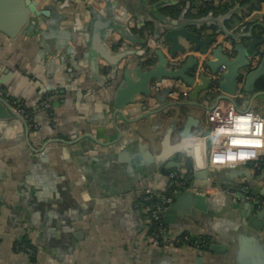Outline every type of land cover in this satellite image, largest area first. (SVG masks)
I'll list each match as a JSON object with an SVG mask.
<instances>
[{
	"label": "crops",
	"instance_id": "crops-1",
	"mask_svg": "<svg viewBox=\"0 0 264 264\" xmlns=\"http://www.w3.org/2000/svg\"><path fill=\"white\" fill-rule=\"evenodd\" d=\"M91 1L58 0L62 5L58 13L67 19L57 22L55 28L39 22L30 34L20 32L11 41L0 33V56L9 54L0 70L1 78L6 77L1 91L31 108L38 125L37 130L29 128L26 132L15 119L0 120V264H233L234 251L239 241L246 239L247 230L242 210L234 208L241 201L238 190L245 195L247 187L264 202V169L245 166L251 171L250 179H224L222 188L237 195L225 194V200H213L216 191L207 188V181L191 179L193 188L210 201L206 209L191 207L188 215L182 213L172 220V216H162L174 240L182 237L189 242L153 246L146 237L142 196L148 191L157 197L167 194L172 172H178L182 179L188 177L187 168L182 167L164 175L166 167L175 163L180 167L188 161L179 154L175 161L172 155H162L160 143H165L179 110L185 114L177 117L168 146L176 143L186 114L200 121L199 130L193 132L202 137L207 132L205 115L214 100L199 99L206 108L173 107L167 110V117L161 113L144 118L137 124L142 140L132 138L130 130L119 127L125 123L112 107L121 77H113L96 51L100 36L112 54H139L128 58L135 67L150 57L146 41L154 36L156 24L163 27L168 21H176L197 33L198 28H212L216 16L212 12L197 15L209 7L204 0H110V5ZM160 1L165 5L157 7ZM209 1L215 8L230 2ZM90 2L98 11L96 21L87 10ZM174 9L178 14L172 12ZM263 21L264 4L244 15L229 32L216 36L214 45L228 47V35L264 37L257 26ZM124 29L139 41L124 40ZM212 32L199 33L203 38ZM17 52L15 71L8 72L6 65ZM259 60L254 58L253 65ZM239 87H243L242 82ZM258 90L264 91L259 86ZM237 95V107L245 111L253 94L240 91ZM44 101L50 109H45ZM263 101L264 96L258 97L251 106V111L262 117ZM153 104L162 107L151 101ZM137 108H132L133 112L143 116L146 110ZM150 139L155 141L153 148H148L152 161L138 156L137 146L131 142L145 145ZM184 143L194 146L198 161L203 159L201 140ZM255 205L258 211L262 208ZM257 237L264 255V230ZM23 240L34 248V257L15 251L16 242Z\"/></svg>",
	"mask_w": 264,
	"mask_h": 264
},
{
	"label": "water",
	"instance_id": "water-1",
	"mask_svg": "<svg viewBox=\"0 0 264 264\" xmlns=\"http://www.w3.org/2000/svg\"><path fill=\"white\" fill-rule=\"evenodd\" d=\"M98 1L105 5H110L111 3L110 0ZM163 5H165V1H160L157 7ZM61 9L62 5H58V0H0V33L11 41L15 40L20 32H22V35L30 34L31 29L38 28L39 22L49 28H55L57 22L67 19V16L59 15L58 12ZM87 10L93 16L94 21H96L98 19V11H95L92 3L87 7ZM234 14L235 9H232L225 15L219 16L216 27L220 31L212 32L203 38L199 32L210 30L209 25L202 30L198 28L199 32L194 33L188 30L187 26L176 21H168L167 23L169 24L163 27L156 24L152 38L155 41H162L164 48L155 50L153 56L149 57L155 59V63L151 66L147 64L150 59L146 58L139 65L132 67L133 64L128 58L131 55L139 54L128 51H119L116 54H112L102 44L100 36H97L98 41L96 39V42L98 46L96 51L98 56L112 71L113 77H118V75L121 77L119 85L114 90L112 102L115 116H120L125 123L122 126L119 125V127H126L127 130H130L132 138L138 137L139 140H142L141 137L143 135H141L137 124L144 118L161 113L164 117H167V110L173 107L199 106L206 108L202 102H207L211 99L214 100L213 106L219 101H229L237 107L236 98L240 91L253 94L247 99L248 109L245 111L251 110L253 101L258 97L264 96V91L258 90L259 84L264 80V51H260L261 46H264V37H252L251 34L247 36L240 34L228 35L227 40L230 43L228 47L222 44L214 45L216 36L229 32L225 28L224 23ZM121 32L124 40L131 43L139 41L136 37L129 35L130 33L126 29ZM244 41H249L248 45H245ZM194 53L197 54L198 58L193 55ZM16 55L18 56L19 53L17 52L10 64L6 65L8 72L12 73L15 71L14 62L16 61ZM141 55L144 57L146 53ZM8 57V52H4L0 56V70L5 65V60ZM256 57H260L259 63L258 65H253ZM143 65L146 69H144ZM198 65L203 66L204 72L198 73ZM5 79L6 77L1 78L0 76L1 90V86L6 83ZM162 80L178 81L189 88L190 91L186 100L182 97L170 98L171 89L152 92L150 90L151 84ZM240 82L243 83L242 88L239 87ZM9 97L10 95L6 93L0 95V120L15 119L28 132L29 127L26 120L7 102ZM199 99L202 101L201 104L198 103ZM151 101L162 105V107H156L154 104L150 105ZM135 107L146 110L145 113H142L143 116L140 114L141 116L139 117L133 112L132 108ZM183 114H185V111L179 110L176 119ZM176 119L172 121L171 131L164 137L165 143H160L162 155H172V161L176 160L178 154L182 155L186 159L184 161H188L191 164L192 179L198 181L211 179L213 185L219 190L222 189L224 179H239L243 177L250 179L251 171L246 169L245 166L216 170L206 164L203 169H196L194 167L196 159L195 148L190 145L191 143L185 144L184 142L196 140L193 131L199 130L200 121L186 114L183 126L176 134V143L168 146L170 135L175 130ZM128 126H132L130 127L131 129ZM131 142L137 146L138 156L141 155V157L147 158L149 161L154 159L148 150V148H153L155 143L153 139H150V142H146L145 145L141 144L140 141ZM204 149L206 155H208V140L205 141ZM188 162L180 167L176 163L166 167L164 175L167 176L172 169L187 168ZM190 170H188V173ZM194 189L191 184L179 187L177 192L172 195L171 200L164 205L163 214L172 216L169 217L172 220L174 216H181L182 213L188 215L191 207L205 210L207 203H210V201L202 192L196 193ZM238 192V197L241 198V201L234 205V208L242 210L244 225L247 230L246 239L240 240L234 251L233 264H264V255L261 254L260 249L262 241L257 237V234L264 230V207L258 211L253 201L246 200L245 195L240 194L242 193L241 190H238ZM263 193L264 189L262 195H264ZM251 195L256 196L254 192ZM223 198L225 200L224 195ZM213 200L215 201V198ZM171 220H168V222H171ZM191 240H194V238H191ZM241 242H243V245L239 247ZM213 249L210 247V250L213 251Z\"/></svg>",
	"mask_w": 264,
	"mask_h": 264
},
{
	"label": "built area",
	"instance_id": "built-area-1",
	"mask_svg": "<svg viewBox=\"0 0 264 264\" xmlns=\"http://www.w3.org/2000/svg\"><path fill=\"white\" fill-rule=\"evenodd\" d=\"M162 41H155L152 38L146 41V49L148 55L153 56L157 49H163ZM204 72L203 66L198 65V73ZM162 89H171L170 98L178 97L186 100L190 91L181 82L170 80H162L161 82H153L150 86L152 92H157ZM4 92L0 89V95ZM9 105L21 115L27 122L32 121L31 128L38 129V125L34 119L29 117L27 111L21 108L15 101ZM45 109H50V104L47 101L43 102ZM205 123L207 132L196 139L201 140L204 144L209 141V153L206 155L203 150V159L198 161L195 159L194 167L203 169L207 164L213 169L234 168L237 166H248L253 170L261 171L264 165V117L257 113L249 111H240L234 104L229 101H219L205 115ZM29 127V126H28ZM30 128V127H29ZM188 144V143H186ZM187 179H182L177 172L169 174L168 193L164 196L157 197L153 192L148 191L142 196V200L151 202L149 207L144 206L146 212V237L153 246H161L164 244L179 243V240H174L167 228L162 222L164 205L171 200L174 193L179 187L191 184L192 171L190 170ZM207 188L216 191L214 198L217 200L223 198L225 194L236 195L235 191L228 188L217 189L211 179L207 180ZM245 199L253 201L259 208L264 207V202L250 195V190L244 187ZM196 193L197 191L194 189ZM204 194V193H202ZM152 231L150 228L153 227ZM184 243L189 242L188 238H184ZM16 242L15 251L26 254L29 257H34L35 250L31 245Z\"/></svg>",
	"mask_w": 264,
	"mask_h": 264
},
{
	"label": "trees",
	"instance_id": "trees-1",
	"mask_svg": "<svg viewBox=\"0 0 264 264\" xmlns=\"http://www.w3.org/2000/svg\"><path fill=\"white\" fill-rule=\"evenodd\" d=\"M204 2H205V4L209 5V7H206L204 9L200 10V12L197 15L202 17V16H205V15L209 14L210 12H212L213 15L216 16L215 17L216 23L211 28V29H213V32H219L220 31L219 28L216 27V24L218 23L217 20H218L219 16L225 15L230 10L235 9V14L229 20H226L225 23H224L225 28L230 30L235 23H237L240 20H242V17L244 15H248L251 12H253L255 10H258L260 8V6L262 4H264V0H230L229 3H226L224 5H220L218 8H215V7L212 6V2L211 1L204 0ZM172 12L176 15V14H178L179 11L177 9H174V11H172ZM257 26H259V28L261 30V34L264 35V21H263L262 25L259 24ZM257 26H255V27H257ZM251 27H254V26L251 25ZM149 59L150 60L147 61V64L151 66V65H153L155 63V59H153V58H149ZM259 87L264 89V82H261L259 84ZM8 101L10 102V104H12L13 101H15V100L12 99V98L11 99L8 98ZM15 102L18 105H21V108H23L25 111H27L29 117L33 118V114H32L33 111L31 110V108H28L27 106H24L20 102H17V101H15ZM27 124L31 128L32 121H29V119H28L27 120ZM187 168H188L187 170L191 169V164L190 163L188 164ZM262 169H264V165H263ZM252 192L253 191H250V195L252 194ZM141 201H142V204L145 207H149L150 203H152L154 200L151 201V202H146V201H143V200H141ZM153 228H154V226L150 228V231H152ZM20 243H25L27 245H30L27 242V240H23ZM183 243H184V240L181 237L180 243H178V244L183 245Z\"/></svg>",
	"mask_w": 264,
	"mask_h": 264
}]
</instances>
